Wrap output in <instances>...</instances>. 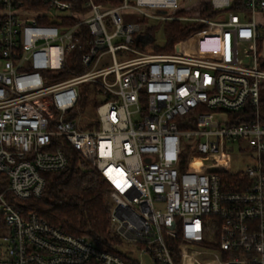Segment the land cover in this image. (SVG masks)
<instances>
[{
    "label": "built area",
    "instance_id": "2783aa9c",
    "mask_svg": "<svg viewBox=\"0 0 264 264\" xmlns=\"http://www.w3.org/2000/svg\"><path fill=\"white\" fill-rule=\"evenodd\" d=\"M27 2L0 0V264H142L135 255L153 264H264L255 20L264 0L215 20L155 13L176 11L179 0ZM232 3L211 0L217 10ZM144 19L205 28L173 53H147L154 31ZM83 86L96 104L85 128ZM65 144L111 188L119 254L21 212L41 196L44 174L66 167ZM233 156L244 169L231 168Z\"/></svg>",
    "mask_w": 264,
    "mask_h": 264
},
{
    "label": "trees",
    "instance_id": "16d2710c",
    "mask_svg": "<svg viewBox=\"0 0 264 264\" xmlns=\"http://www.w3.org/2000/svg\"><path fill=\"white\" fill-rule=\"evenodd\" d=\"M28 7L41 8L39 0L27 2ZM244 7V0H233L228 9L217 10L211 5V0H196L191 6L178 8L176 17L192 19L215 20L228 11H238ZM39 25H51L41 17L36 18ZM205 25L199 22L180 23L171 21L164 24V45L153 46L157 54H170L178 43L185 41L193 33L201 31ZM155 28L153 31L155 32ZM190 43V42H189ZM189 43H186L189 45ZM261 37L257 41L259 51ZM71 55L76 57V53ZM264 70V63L260 64ZM75 71L72 75L79 74ZM67 74V73H66ZM88 88L83 86L79 108L87 107ZM96 104L90 105L94 113ZM84 110V109H83ZM63 151L67 158L66 167L59 172L44 174L45 187L39 198H31L21 203L23 214L33 213L51 226L72 236H85L90 238L99 248L119 254L112 250V244H121V241L110 233V186L99 174L76 152L70 145L65 144ZM2 227L0 218V228ZM178 239L167 240L173 250V257L177 258Z\"/></svg>",
    "mask_w": 264,
    "mask_h": 264
},
{
    "label": "rangeland",
    "instance_id": "374dc122",
    "mask_svg": "<svg viewBox=\"0 0 264 264\" xmlns=\"http://www.w3.org/2000/svg\"><path fill=\"white\" fill-rule=\"evenodd\" d=\"M194 2H196V0H179V8L183 9V8L189 7ZM155 13L158 15H161V16H166V17L175 16V11H164V12H159V13L155 12ZM84 18H87V17L85 16ZM134 20H135V22H137V17H134ZM255 20H256V23L258 25L259 33L261 35V44H260V49H259V54L261 57L260 63H264V13L257 14L255 16ZM184 23H186V22H184ZM139 24L142 27L150 25L156 29L154 34H153L154 40L152 41L151 44H149L148 46H146L144 48L145 52L154 53L153 52V46L162 47L164 45V41H165L164 24L165 23H162V22L161 23L160 22L149 23V21L147 19H144L143 21H140ZM262 71H264V70H262ZM91 92H92V90L89 89L88 97H87L88 105H87V107L83 108L85 113H83L79 119V123H80L81 127H83V128H85L87 125L89 126V122H90V117L88 115H86V111L90 110V105L93 104L94 97H93ZM260 97H261V99L264 100V81H262V84H261ZM231 159L232 160L235 159V161L231 164L232 169H244L246 164H247L245 159H243V157H241V156L240 157L233 156V158H231ZM1 233H6V229L1 227L0 228V234ZM135 256L137 259H141L142 264H153L149 256H144L143 258H140L137 255H135Z\"/></svg>",
    "mask_w": 264,
    "mask_h": 264
},
{
    "label": "crops",
    "instance_id": "0c3cea01",
    "mask_svg": "<svg viewBox=\"0 0 264 264\" xmlns=\"http://www.w3.org/2000/svg\"><path fill=\"white\" fill-rule=\"evenodd\" d=\"M260 34V33H259ZM260 37H261V35H260Z\"/></svg>",
    "mask_w": 264,
    "mask_h": 264
}]
</instances>
